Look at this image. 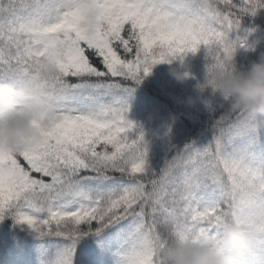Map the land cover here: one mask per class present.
<instances>
[{
	"label": "snow or ice",
	"instance_id": "1",
	"mask_svg": "<svg viewBox=\"0 0 264 264\" xmlns=\"http://www.w3.org/2000/svg\"><path fill=\"white\" fill-rule=\"evenodd\" d=\"M261 9L264 0H0V82L44 101L39 139L0 147V221L50 237L47 264H157L170 237L219 238L237 222L264 264V136L251 118L205 100L211 131L173 143L169 127L160 151L128 118L155 65L203 48L206 69L228 67L252 47L242 20ZM45 61L55 75H43Z\"/></svg>",
	"mask_w": 264,
	"mask_h": 264
},
{
	"label": "trees",
	"instance_id": "2",
	"mask_svg": "<svg viewBox=\"0 0 264 264\" xmlns=\"http://www.w3.org/2000/svg\"><path fill=\"white\" fill-rule=\"evenodd\" d=\"M242 28L255 31L248 37L252 47L240 49L234 57L241 70L264 53V9L259 10L255 17H245ZM232 36L234 38L235 34ZM204 57L205 51L201 48L197 53L186 56L183 63L176 60L171 64L155 65L151 74L128 98V118L143 127L155 150L163 149L167 139L164 133L169 127L173 143L196 138L204 127L211 131V125L205 124L208 113L204 101H215L219 97H213L211 89L199 90L205 76ZM173 68L190 75L180 81L172 74ZM261 135L264 136V129ZM82 243L84 247L89 246ZM246 251L241 247L235 252L240 264H243ZM53 253L50 237L38 238L26 225H16L10 218L0 221V264H47Z\"/></svg>",
	"mask_w": 264,
	"mask_h": 264
},
{
	"label": "clouds",
	"instance_id": "3",
	"mask_svg": "<svg viewBox=\"0 0 264 264\" xmlns=\"http://www.w3.org/2000/svg\"><path fill=\"white\" fill-rule=\"evenodd\" d=\"M56 71L53 62L45 61V77L55 75ZM171 72L180 81L187 78L186 73L175 68ZM207 89L230 109L246 113L253 130L264 129V53L243 70L235 59L226 68L210 65L199 85L201 92ZM43 106L44 101L32 90L0 82V147L19 152L39 139V129L33 126V121L40 119ZM245 240L246 226L237 222H229L219 238L213 234L197 240L170 237L167 246L157 254V264H240L235 252L244 247Z\"/></svg>",
	"mask_w": 264,
	"mask_h": 264
},
{
	"label": "rangeland",
	"instance_id": "4",
	"mask_svg": "<svg viewBox=\"0 0 264 264\" xmlns=\"http://www.w3.org/2000/svg\"><path fill=\"white\" fill-rule=\"evenodd\" d=\"M243 264H254L251 253L247 250Z\"/></svg>",
	"mask_w": 264,
	"mask_h": 264
}]
</instances>
